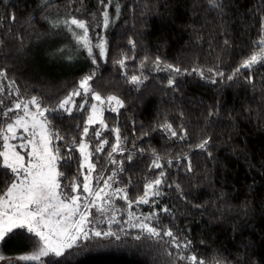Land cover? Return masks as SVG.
Returning <instances> with one entry per match:
<instances>
[{"label": "trees", "instance_id": "16d2710c", "mask_svg": "<svg viewBox=\"0 0 264 264\" xmlns=\"http://www.w3.org/2000/svg\"><path fill=\"white\" fill-rule=\"evenodd\" d=\"M224 3L221 15L208 0H113L111 4L104 0L109 13L105 27L100 0H47V6L42 0H0V68L23 96H36L42 107L56 108L79 87L81 78L95 72L92 89L124 103L118 112L103 114L105 128L99 137L107 140L103 151H95L98 139L90 134L85 138L95 173L109 176L113 171V187L127 191L132 205L119 198L113 201L121 223L111 228L124 227L130 235L120 241H100L105 247L96 242L85 247L82 242L64 257H44L45 264L50 260L52 264H173L181 249L132 239L138 230L122 226L131 210L156 211L157 226L170 228L181 243L190 240L192 246L184 254H194L204 264H264V65L242 69L227 80L258 51L253 45L260 38L264 7L259 5L264 0ZM13 15L14 21L8 19ZM71 18L87 22L93 45L104 39V58L95 47L90 57L66 25L53 27V22ZM129 40L135 42L134 48ZM157 57L161 66L172 64L184 74L155 70ZM122 58L123 68L117 63ZM209 69L225 76L220 78ZM132 75L147 79L137 86L128 82ZM249 75L252 84L247 82ZM170 76L175 77V88L167 87ZM212 79L217 82L211 83ZM75 100L71 114H46L53 131L63 137L52 145L59 149L57 168L66 191L74 178L81 181L78 145L90 108L87 102L80 109V97ZM9 120L0 115V126ZM164 124H170L177 136L162 130ZM116 128L122 151L109 156ZM206 139L209 144L201 150L198 145ZM156 157L161 168L151 167ZM161 171L165 173L162 195L150 197L158 203L136 204L145 184ZM11 181V174L0 168V194ZM165 207L171 212L159 211ZM34 250L24 235H17L0 244V254L6 257L1 264ZM175 264L184 262L175 260Z\"/></svg>", "mask_w": 264, "mask_h": 264}, {"label": "snow or ice", "instance_id": "6c2138e0", "mask_svg": "<svg viewBox=\"0 0 264 264\" xmlns=\"http://www.w3.org/2000/svg\"><path fill=\"white\" fill-rule=\"evenodd\" d=\"M100 2L104 5L102 15L104 17V26L107 27L109 24L108 4H104V0H100ZM112 2L113 0H109V4ZM208 2L210 7L215 9L218 14H224L226 7L224 0H208ZM45 6H47V0H45ZM259 6L264 7V5ZM116 12L119 15V4H116ZM8 19L14 21L15 16L13 15ZM61 23L68 27L77 43L88 51L90 57H92L94 47L99 49L100 58L105 57L106 42L101 37L99 43L92 44L88 37L89 25L86 21L77 18L65 21L58 20L53 22V27H59ZM72 26L82 31L78 33ZM224 43L228 45V40L225 39ZM129 44L133 48L135 47L133 40H129ZM253 47L254 49H258V51H254L249 57L244 59L234 72L227 76V80H233L241 73L242 69H252L258 64L264 65V16L261 17L260 38L254 42ZM92 63H97L95 57H93ZM117 63L123 68L125 66V59L122 58ZM161 63L160 58L157 57L154 61L157 70H168L176 75L184 74L179 67L172 64H164L163 68H161ZM143 65L144 62L141 63V67ZM197 71V69H193V72ZM209 71H214L215 75L220 78L225 76V73L218 70L209 69ZM199 74L203 77L202 72ZM94 76L95 72L81 78L79 88L69 93L56 108L42 107L40 99L33 96L27 100L13 101L11 107H6L0 113L3 117L11 120V122H5L3 126H0V140L3 141V150H0V168L5 170V175L10 173L12 176L11 183L0 194V244L6 243L17 235H24L30 244L35 245V250L30 254L7 258L9 259V264H21V262L23 264H37V262L38 264H45L44 257H64L69 250L79 248L82 242L85 247L92 242H96V246L98 247H105L106 245L99 242L111 241L112 239L120 241L122 237L130 235L124 227H120L118 231H114L111 228L112 224L121 223L116 219L115 213L118 209L114 207L113 201L119 198L127 202L128 207L132 205L127 191L119 187L113 188L115 174L109 176L107 179H103L102 177L94 178L92 176V173L95 171V165L87 163L90 153L87 151L88 144L84 142L83 137L78 147L84 161L87 163L88 174L84 177L82 193L79 191V182L74 178L70 185L72 194H69L66 191L68 186H64L60 182L63 173L57 170V163L61 157L59 149L53 147L52 141L61 140L63 137L58 132L53 131L50 126L49 117L46 114L59 111L71 114L72 109L69 105L73 103L72 98L78 95H90L92 99L98 101L101 105L107 102L112 112H118L119 109L124 107L123 101L117 96H108L105 99L92 89L90 81L93 80ZM7 79L6 71L0 68V80ZM146 79L147 77L143 75H132L128 82L139 86ZM246 79L249 84L253 83L252 75H249ZM216 82V79L211 80L213 84ZM14 85V80L8 81L9 89H12ZM175 86V77L170 76L167 87L175 88ZM3 92L4 86L0 85V94ZM18 92L19 90L15 89L11 94L14 95ZM2 103L3 101L0 100V104ZM86 103L87 101L78 107L84 109ZM113 104L115 106H112ZM30 106L34 107L35 111H31ZM91 107L92 114L88 116L86 126L83 129L84 136L88 135V126L96 123L98 119L99 109L97 105L93 104ZM20 109H23L22 115H17L14 118L9 117V113ZM100 123L103 124V121L101 120ZM163 127L166 131L170 132L171 136H177V132L172 129L170 124H165ZM18 130H22V132H18ZM113 131L117 135V144L112 146V151H122L119 147V129L116 128ZM95 134L99 137L100 131H96ZM15 140L21 142L18 145L12 144L11 141ZM106 143L107 141H101L95 151H103ZM208 144L209 140L206 139L198 147L204 150ZM29 147L31 148L30 151H28ZM17 148L21 149L24 154H21V151H18ZM109 156H111V153H109ZM68 159H72V157H68ZM128 159L131 160L132 156L129 155ZM158 161L159 157H156L151 167L161 168ZM83 167L84 165L82 164L81 168ZM187 170L189 172L192 171L190 166ZM93 180H95L96 187L92 186ZM164 183L165 173L161 171L155 180L145 184L143 195L135 203H158V201L150 199V197L161 196L162 192L159 189ZM101 184L103 187H100ZM176 188L179 190L178 184ZM108 189L112 190L108 191ZM92 209H95V213ZM109 209H111L110 215H108ZM159 211L164 214L171 212L166 207L161 208ZM102 223H107L109 228L107 230L101 229L99 225ZM123 223L129 228L138 230V233L132 236V239L136 241L152 240L165 245L171 244L173 248L182 250L179 254L175 255V260L183 261L184 264H204V261L196 255L184 254L183 250H188L192 246L190 240L181 243L170 228L161 229L157 226L160 224V220L156 211L143 216V218L136 216L134 213H129L128 220ZM165 237L169 239L165 240ZM167 255L171 257L173 253L169 252ZM5 259L6 257L0 254V262ZM175 260L173 264H175ZM48 264H52L51 260Z\"/></svg>", "mask_w": 264, "mask_h": 264}, {"label": "rangeland", "instance_id": "374dc122", "mask_svg": "<svg viewBox=\"0 0 264 264\" xmlns=\"http://www.w3.org/2000/svg\"><path fill=\"white\" fill-rule=\"evenodd\" d=\"M43 2H45V0H42ZM161 68H163V65L162 66H160ZM155 70H157V66L155 65ZM158 71H162V72H169L168 70H158ZM8 81H9V79H7V80H0V85H3L4 86V92L2 93V94H0V100H2L3 101V103L2 104H0V110L3 112L4 111V109L6 108V107H11L12 106V104H13V101H16V102H19V101H21V100H27V99H30L31 97H25V96H23L21 93H20V91L17 93V94H11L12 92H14L15 91V89H18V87L16 86V85H14L13 86V88L12 89H9V87H8ZM79 88V87H78ZM77 88V89H78ZM19 90V89H18ZM82 91V90H81ZM77 97H80V101H81V104H82V101H84L83 103H85V100H90V101H87L88 102V108H89V115L90 114H92V105L93 104H96L97 105V107H98V109H99V114H98V119H97V122L96 123H94V124H92V125H90V126H88L89 127V132H88V134H90L92 137H93V140H94V138H96V139H98V143H97V147H99V144H100V142L101 141H107L106 139H101V138H99V137H101V133L103 132V129L105 128V123H104V121H103V114H104V112L105 111H111L110 110V106L108 105V103L106 102V103H104V104H99V102L98 101H95L94 99H92L91 98V96L90 95H88V96H85V95H78V96H74L72 99H73V103H71L70 105H69V107L70 108H73V106H74V104H75V99L77 98ZM102 97V96H101ZM103 98H107V97H103ZM112 106H115L114 104L112 105ZM30 110L31 111H35V108L34 107H32V106H30ZM16 115L15 116H17V115H22L23 114V109H20V110H17L16 111ZM88 115V116H89ZM87 119H88V117H87ZM87 119H86V122H87ZM103 121V124H101L100 123V121ZM8 122H11V120H9ZM165 125V124H164ZM164 125H162V127H161V129L162 130H164L165 131V128L163 127ZM86 126V125H85ZM96 131H100V136L99 137H97L96 136ZM18 132H22V130H18ZM165 132H167V131H165ZM167 133H170V132H167ZM114 135V137H115V143H114V145H116L117 144V135H116V133H114L113 134ZM86 136H84L83 135V139H84V142L85 143H87L88 144V148H87V151H88V153H90V156H89V160H88V162L87 163H92V161H91V155H92V153H91V151H90V146H89V141L85 138ZM54 141V140H53ZM53 141H52V143H53ZM21 141H19V140H15V141H11V143L12 144H15V145H18L19 143H20ZM107 145V143L104 145V148H105V146ZM96 147V148H97ZM3 150V149H2ZM17 150L18 151H21V154H24L23 153V151L21 150V149H19V148H17ZM31 150V148L29 147L28 148V151H30ZM112 150V149H111ZM78 151H79V147H78ZM112 153L111 154H113V153H118V151H116V152H113V151H111ZM79 153H80V151H79ZM80 158H81V165L83 164L84 165V167L83 168H81V170H80V175H81V181L79 182V184H80V189H79V191L82 193V185H83V182H84V177H85V175H87L88 174V168H87V163L84 161V158H83V156L81 155V153H80ZM93 164V163H92ZM57 170H58V168H57ZM113 174H114V172L112 171L111 173H110V175L109 176H113ZM92 176L95 178V177H102L103 179H107L109 176H105L104 174H103V171L102 172H100V173H95V171L92 173ZM95 183V180H93V182H92V186L93 187H96V183ZM100 187H103V185L101 184L100 185ZM113 188H116V187H113ZM112 189H108V191H111ZM69 194H72L71 193V188H70V190L69 191H67ZM84 195H87V194H84ZM92 211L95 213V209H92ZM129 213H134L136 216H138V217H141V218H143V216H145V215H148V214H144V213H140V211L138 210V211H133V210H131V211H129L128 213H125V217H126V221L128 220V214ZM97 214V213H96ZM111 214V211H109L108 212V215H110ZM97 215H99V214H97ZM105 225V227L103 228V229H105V230H107L108 228H109V225L107 224V223H102V224H100V225ZM116 224L114 223V224H112L111 225V227H114ZM122 226H127L126 224H124L123 223V225ZM100 227V226H99ZM128 227V226H127ZM101 228V227H100ZM129 228V227H128ZM6 260H4V261H2V262H0V264L1 263H3V262H5Z\"/></svg>", "mask_w": 264, "mask_h": 264}]
</instances>
